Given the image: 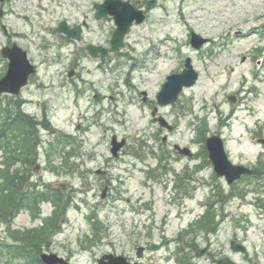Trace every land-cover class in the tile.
Here are the masks:
<instances>
[{
	"label": "rangeland",
	"instance_id": "1",
	"mask_svg": "<svg viewBox=\"0 0 264 264\" xmlns=\"http://www.w3.org/2000/svg\"><path fill=\"white\" fill-rule=\"evenodd\" d=\"M103 1L8 0L5 4L0 24L10 36L0 26V76L6 67L1 46L15 39L12 32L24 33L19 40L29 46L39 65L33 80L42 79L41 89L33 84L22 93L32 102L40 100L42 106L29 104L26 110L39 120L46 116L55 132L44 124L35 133L33 127L16 125L10 132L18 136L15 150L0 140V163L11 153L15 156L10 167L1 169L2 194L5 189L11 190L9 194L18 190L7 185V179L15 176L20 184L31 178L25 189L36 183L38 190L50 185L70 193L73 204L67 213L57 210L60 232L42 248L71 256L74 264H98L97 258L107 252L137 258L136 243L168 240L160 250H149L143 264H177L174 251L179 255L183 246L188 247L181 236H191L198 246L195 250L209 245V252L196 258L198 264H216L223 257L238 264H264L263 173L229 185L205 161L199 135L205 120L206 136L221 135L234 163L254 167L264 158V144L259 143L264 138V0H160L145 21L132 25L121 50L96 60L84 53L76 60L73 52L81 44L74 41L60 48L58 22L85 19L89 23L85 39L111 49L114 19L95 18L94 5ZM129 1L146 8L147 0ZM192 31L212 39L211 43L196 50ZM238 31L243 33L235 35ZM188 56L200 78L183 90L176 103L159 106L158 115L177 124L169 131L152 115L156 95L170 73L182 71ZM74 61L81 74L72 81L68 73ZM231 95L237 96L236 102L229 101ZM2 99L1 103H10L8 97ZM25 133L30 136L27 143ZM39 133L41 141L38 137L35 143ZM114 135L127 140L119 157L111 153ZM175 144L189 146L196 157L177 158ZM133 147L141 150L142 157L130 152ZM37 164L40 168L35 172ZM153 169L155 177L150 173ZM177 174L184 176L178 188ZM206 208L215 219V229L196 227L192 235L182 232ZM53 209V203L45 202L34 218L24 210L12 225H38ZM10 227L0 222V264H36L9 247L18 243L9 236L26 238L13 229L8 232ZM232 239L243 242L247 253L232 250Z\"/></svg>",
	"mask_w": 264,
	"mask_h": 264
},
{
	"label": "water",
	"instance_id": "2",
	"mask_svg": "<svg viewBox=\"0 0 264 264\" xmlns=\"http://www.w3.org/2000/svg\"><path fill=\"white\" fill-rule=\"evenodd\" d=\"M158 0H149L148 4L153 6ZM96 17L98 19L110 18L109 15H113L117 24V28L113 32L111 44L113 50L118 51L123 45L126 34L130 31L131 25L136 20L140 23L145 19V13L143 10L136 8L135 5L131 4L130 1L124 0H105L103 3L96 4ZM2 11H0V16ZM65 21L59 24L58 30L65 31ZM68 35L78 40L81 39V28L79 26L73 28L71 31L68 30ZM208 39L201 35L193 32L191 43L195 48L200 49L202 45L207 42ZM89 54L93 57H105L109 54V48L103 46L89 45L87 47ZM3 55L10 59L8 72L0 80V96L4 92L18 93L20 88L27 83L28 76L34 73V66L30 63L26 51L21 48H5L3 49ZM74 72L71 71L70 75ZM199 77V73L195 70L191 57L186 59L185 68L180 73H174L167 77V81L162 85L160 92L157 94V102L159 105H169L178 100L179 94L182 92L184 87L194 85ZM146 100V92H144ZM231 101H236L235 96L230 97ZM157 108H155L153 115H156ZM163 126H168L169 129L172 126L168 125L163 117L158 118ZM264 142V140H262ZM126 144V140L118 141L117 137L114 136L112 140L111 152L115 157L119 156V151ZM180 153L191 155L188 148L181 149L176 146ZM207 148L214 164V169L218 175L225 176L228 183H233L235 180L241 178L244 174L258 173L257 170H251L241 165L233 164L224 149V141L219 135H214L207 139ZM99 174H103V171H97ZM106 190L104 189L102 198L106 196ZM158 247V246H154ZM231 247L235 251H246V247L242 244L231 242ZM143 247H138V256H142ZM208 251L205 248L202 252L204 254ZM42 259L46 264H68L66 261L58 257L55 254H42ZM108 259V261H106ZM99 264H131L126 257L123 255L114 256L113 254L104 255L99 259ZM218 264H236L230 258L226 257L218 261ZM257 264V263H255Z\"/></svg>",
	"mask_w": 264,
	"mask_h": 264
},
{
	"label": "trees",
	"instance_id": "3",
	"mask_svg": "<svg viewBox=\"0 0 264 264\" xmlns=\"http://www.w3.org/2000/svg\"><path fill=\"white\" fill-rule=\"evenodd\" d=\"M1 115H2V112L0 111V131L1 132L8 131V133L14 131L13 126L10 123H8L7 125H1L2 123ZM25 120L29 122H33V123L36 121L34 118L30 116H25ZM46 126L49 129L53 130L49 123H47ZM33 128H34V133H35L38 128L36 126ZM203 128H205V125ZM202 135H204V132L202 133ZM38 137L39 135L37 134L34 139L35 143L37 142ZM204 137L205 136H203V138ZM25 139H28L27 133H25ZM39 141H40V137H39ZM132 151H135L134 153H136V155H139L138 151L136 150H132ZM259 168L262 172H264V160L260 161ZM2 174H3V170L0 171V175ZM7 180H8L7 185H10V186L14 185L15 187L17 186L18 190H13L12 194H9L11 190H3V194H2V189H1L2 185L0 186V222L8 221L10 217L9 214L11 215V212L15 210L16 208H20V206L30 207L34 211V215L36 216L37 215L36 210L39 209L38 205L43 200H47V199L52 200L54 204L58 205L59 208L62 210L66 209L67 206L71 203L70 195L67 193L65 195L63 188L55 189L53 187H47L46 190L42 191V190H38L39 186L35 183L33 184L30 191L26 192L25 184H22V183L20 184L19 183L20 180L17 176L12 178V180H10V178H8ZM54 190H59V191L54 192ZM209 213L210 211H208V213L204 216V218L199 223L203 227H208L209 229H215V219L211 218ZM54 223L58 225L57 218L55 219ZM40 234L41 235H36L33 238V241H40L42 234L44 233L40 232Z\"/></svg>",
	"mask_w": 264,
	"mask_h": 264
},
{
	"label": "flooded vegetation",
	"instance_id": "4",
	"mask_svg": "<svg viewBox=\"0 0 264 264\" xmlns=\"http://www.w3.org/2000/svg\"><path fill=\"white\" fill-rule=\"evenodd\" d=\"M8 0H3V1H0V9H4V14L3 16L6 15V10H5V4L7 3ZM148 12V10H147ZM66 21V24H65V31H71L74 27H77L78 25L82 26V32H81V40L78 41V43L81 44V47L82 48H78L76 51L73 52V54L75 55V59H80L82 56H84V53H87L86 52V47L88 46V44H93L92 41H87L85 39V33L87 31V29L89 28V24H84V21L83 22H77V23H70L67 19H63ZM61 20V21H63ZM59 21V23L61 22ZM1 28H2V32L3 34L7 35V36H10V32L9 30L7 29V27L4 25V24H0ZM85 26V28H84ZM59 35L61 37V41L59 42L60 43V48H63V47H70L71 45H74V39H72L70 36H68L67 34L63 33V32H59ZM12 36L15 37V39H11V40H7V42L5 43L4 46L6 45H13V44H16L18 45L20 48H22L23 50H25L27 53H28V57L30 58V60L34 63V61L32 60V57H31V50L29 48V46L27 44H25L24 42H20V38H23V36H25L24 33H21L19 31H14L12 32ZM26 38V37H25ZM2 45V47H4ZM61 56V55H60ZM62 60V58L60 59ZM36 65V64H35ZM36 68H37V71H36V74L30 76L29 78V81L27 83V85L25 87L22 88V91L18 94V95H12V96H9L8 99L10 100V103H11V106L13 107H17L18 109H20L21 111H27L26 110V107L29 105V104H33L32 102H29V99H27L26 97H23L22 96V93L23 92H26L33 84H35V86H37V88L41 89L42 88V79L40 80L39 77H37L38 79L36 80V82H34L33 80V76H37V73H38V69H39V65H36ZM71 69H74V71L76 72V74L73 76V77H70V79H72V81H74V79L78 78V76L81 74V72L78 70V67H77V62L74 61V63H72V65L70 66ZM34 86V87H35ZM33 87V86H32ZM31 87V88H32ZM35 105H38L39 107L42 106V103L40 102V100L38 102L35 103ZM12 159L15 160V156H12ZM16 228H19L25 232H30L33 230V227L31 226H14ZM180 239L184 242H186L188 244V247L186 248V250L188 248H194L195 246H197L195 243H194V240H190L189 237H184V236H181ZM154 241L150 242V243H147V244H144L145 246V253H147L149 250H150V245L153 244ZM170 243V241H166L164 243H159V245L161 246L160 248H163L165 247L166 245H168ZM195 245V246H194ZM137 245L135 244L134 245V248L136 249ZM182 249L184 250V246L182 247ZM176 254V251H174V255ZM128 258L134 262V264H143V261L142 259H139V260H136L134 259V257L128 255ZM67 259H71L70 256H67Z\"/></svg>",
	"mask_w": 264,
	"mask_h": 264
},
{
	"label": "bare ground",
	"instance_id": "5",
	"mask_svg": "<svg viewBox=\"0 0 264 264\" xmlns=\"http://www.w3.org/2000/svg\"><path fill=\"white\" fill-rule=\"evenodd\" d=\"M103 83V82H102Z\"/></svg>",
	"mask_w": 264,
	"mask_h": 264
}]
</instances>
